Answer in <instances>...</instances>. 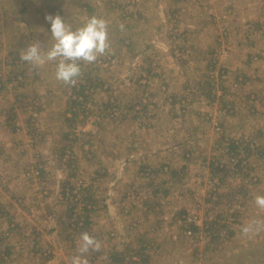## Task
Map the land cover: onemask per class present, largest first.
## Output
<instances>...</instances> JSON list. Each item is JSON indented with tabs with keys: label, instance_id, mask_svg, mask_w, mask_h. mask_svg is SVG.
<instances>
[{
	"label": "rangeland",
	"instance_id": "obj_1",
	"mask_svg": "<svg viewBox=\"0 0 264 264\" xmlns=\"http://www.w3.org/2000/svg\"><path fill=\"white\" fill-rule=\"evenodd\" d=\"M49 15L108 22L75 86ZM0 119V264H264V0H0Z\"/></svg>",
	"mask_w": 264,
	"mask_h": 264
},
{
	"label": "clouds",
	"instance_id": "obj_2",
	"mask_svg": "<svg viewBox=\"0 0 264 264\" xmlns=\"http://www.w3.org/2000/svg\"><path fill=\"white\" fill-rule=\"evenodd\" d=\"M45 20L50 24L51 37L55 43L51 48L45 49L38 41L33 42L26 47L20 59L35 66L56 61L55 79L65 85L75 86L81 75L80 62L91 64L110 52L108 22L93 16L83 27L73 31L71 25L65 23L60 15H49ZM120 29L124 30L123 24ZM255 204L264 209V196H256ZM251 227L249 224L242 232L247 234ZM90 250L99 252L101 242L87 232L81 233L78 254L71 257L70 264H89L86 254Z\"/></svg>",
	"mask_w": 264,
	"mask_h": 264
},
{
	"label": "crops",
	"instance_id": "obj_3",
	"mask_svg": "<svg viewBox=\"0 0 264 264\" xmlns=\"http://www.w3.org/2000/svg\"><path fill=\"white\" fill-rule=\"evenodd\" d=\"M0 120H1V119H0ZM20 124H22V123H20ZM36 126L38 127V124H36ZM37 127H36V129H37ZM19 128H20V127H19ZM21 129H22V127H21ZM24 131H25V130H22V132H24ZM17 135H18V134H15V136H17ZM23 135H24V133H23ZM13 137H14V136H13ZM17 138L19 139V138H21V137H17ZM9 140H11V139H8V138H7V140H5L4 143H2V144H3V145L5 144V146L13 145V147H15V146L17 147V145H18V147H19V145H20V143H18L19 141H17L16 139H12V140H11L12 143H11V144H7V143L9 142ZM62 223H63V222L59 221V222H58V225H61V227H62V225H63ZM129 223H130V221H129ZM147 234H150V232L147 231ZM2 239H3V238L0 237V242H2L3 240H5V238H4L3 240H2ZM9 241H10V240H9ZM112 241L114 242L115 240H112ZM3 242H4V241H3ZM120 243H121V244L126 243V245H130V244H131L130 241H126V240H125V242H124V241H120ZM116 247H117V246H116ZM116 247L114 248V249H115V250H114V251H115L114 253H115L116 255H117V254L119 255L120 252H118V248H116ZM17 250H19V249L17 248ZM119 250H120V249H119ZM114 253H113V254H114ZM8 256H9V255H8ZM23 259H24V256H23L22 254H20V255L17 254V258L15 259L14 263L16 262L15 264H26L25 261H24V262L22 261ZM111 260H112V261H117V262H119V261H120V257H118V258L114 257V258H112ZM111 260H110V261H111ZM14 263H13V264H14ZM46 264H55V263H54V261H53V259H52V261L47 262ZM101 264H108V263H103V262H101Z\"/></svg>",
	"mask_w": 264,
	"mask_h": 264
},
{
	"label": "built area",
	"instance_id": "obj_4",
	"mask_svg": "<svg viewBox=\"0 0 264 264\" xmlns=\"http://www.w3.org/2000/svg\"><path fill=\"white\" fill-rule=\"evenodd\" d=\"M11 81H12L11 85H15V82H17V81L19 82L20 81V77L19 76L13 77L11 79ZM1 181L3 182L2 177H0V183H1ZM188 221H189V225H191V227L192 226H195V227L197 226V222L195 220L191 221L190 219H188ZM184 234H187L188 236H190L191 235V231H187V233H184ZM196 260L199 261L200 263H202L204 261V257L202 255L198 254V255H196Z\"/></svg>",
	"mask_w": 264,
	"mask_h": 264
},
{
	"label": "trees",
	"instance_id": "obj_5",
	"mask_svg": "<svg viewBox=\"0 0 264 264\" xmlns=\"http://www.w3.org/2000/svg\"><path fill=\"white\" fill-rule=\"evenodd\" d=\"M232 147H233V146H232ZM232 150H233V148H232ZM83 224H84V226H86V225L88 224L87 219L84 220ZM192 227H193V226H192ZM192 230H193V233H194V232H196L197 228L193 227ZM210 236H211V235H210Z\"/></svg>",
	"mask_w": 264,
	"mask_h": 264
}]
</instances>
